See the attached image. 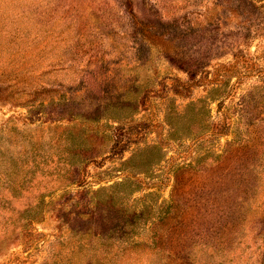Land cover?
I'll return each mask as SVG.
<instances>
[{"label": "rangeland", "instance_id": "374dc122", "mask_svg": "<svg viewBox=\"0 0 264 264\" xmlns=\"http://www.w3.org/2000/svg\"><path fill=\"white\" fill-rule=\"evenodd\" d=\"M0 264H264V0H0Z\"/></svg>", "mask_w": 264, "mask_h": 264}]
</instances>
